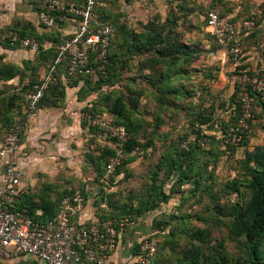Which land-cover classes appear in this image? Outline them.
Instances as JSON below:
<instances>
[{
  "label": "rangeland",
  "instance_id": "obj_1",
  "mask_svg": "<svg viewBox=\"0 0 264 264\" xmlns=\"http://www.w3.org/2000/svg\"><path fill=\"white\" fill-rule=\"evenodd\" d=\"M28 1L27 5L32 4V0ZM233 1L104 0L99 10L105 12L113 24H123L126 31V35L120 38V43L123 44L124 40L125 43L114 75L118 78L113 80L114 89L116 95L124 97L126 106H132L134 101L136 108L131 120L138 126L137 138L143 146L149 141L152 146L147 149L142 146L130 155L123 153V162L126 161L124 167L114 173L108 184H100L97 169L103 168L104 161L98 160L102 150L111 148L114 152L124 142H112L108 129L90 126L80 118L84 106L81 100L89 92L78 91L75 97L79 103L75 105L76 108L73 107L75 118L71 120V131L61 137V145L55 148L54 159H48L46 152H38L42 168L36 173L38 184L34 192H44L49 187L53 201H59L66 190L83 192L85 208L94 215V219H100L104 214L113 215L114 220L129 222L124 232L133 236L135 244L145 239L156 241L157 253L151 264H178L192 244L200 246L203 242L206 248L214 247L213 250L205 249L211 259H217L218 254L232 260L240 256L245 258L238 246L240 241H234L229 236V218L223 216L231 203L245 205L249 200L250 193L244 186L237 193L226 188V185L245 179L243 161L247 154L264 148V106L261 100L247 97L245 92L249 84L241 80L243 75L250 79L264 75V0L255 1L258 5H251L249 0ZM183 3L187 10H178ZM236 7L239 9L235 21L229 16ZM211 10H216L222 19L233 23L243 19L236 24L253 17L255 26L241 40V55L238 58L218 49L207 32L206 13ZM172 20L174 24L170 25ZM149 24L172 31L178 43H184L194 51L188 65L190 76L185 83L191 96L181 103L199 110L203 106L213 112L211 123L201 127L202 134L207 137L201 145L202 149L197 151L193 170H187L192 178L202 175L199 184L194 179L182 185L178 183L185 165L168 177L167 168L161 167L164 153L177 146L189 148L194 136L189 126L192 123L189 111H162L157 94L151 91L146 80L148 72L140 67V60L151 57V52L134 56L128 50L132 41L130 36L144 33L145 26ZM14 25L0 29V63L6 62L18 68L20 78H17L24 80L22 84L27 86L30 78L40 79L51 64L37 61L38 52L35 60H31L28 54L22 56L19 53L18 46L7 50L9 46L4 38L10 37ZM12 35L14 41L16 34ZM50 46V41L44 42V48ZM245 58L247 61H244ZM19 81L15 79L8 84L0 82L2 112H5L11 96L19 95L24 100L27 92L21 91ZM233 99L241 105L244 121L238 125L242 128L240 132L247 135L246 144L241 146L240 138L232 133L234 127L228 129L230 138L222 133L223 124L229 123L236 109ZM54 100H57L56 97ZM57 102L60 108L66 106L64 99L59 98ZM25 106L19 107L21 110L17 108L20 111L15 116L22 118ZM100 107L98 110L103 112L102 117L112 125L115 117L106 112V107ZM157 117L162 120L159 125L156 123ZM5 137L4 134L1 142ZM194 236L198 238L194 239ZM132 246L139 251V246ZM261 254L264 257V251Z\"/></svg>",
  "mask_w": 264,
  "mask_h": 264
},
{
  "label": "trees",
  "instance_id": "obj_2",
  "mask_svg": "<svg viewBox=\"0 0 264 264\" xmlns=\"http://www.w3.org/2000/svg\"><path fill=\"white\" fill-rule=\"evenodd\" d=\"M65 4H73L77 7H83L87 0H61ZM95 7L94 20L98 22H106L112 29V35L110 38V45L107 53V62L103 71L99 73V80L96 83L89 82L86 77H80L77 80L70 78L66 73V62L64 61L58 68L57 83L50 85L45 93V97L42 100L40 106L48 105L51 107H58V100L64 99L65 97V86L78 87L79 92L88 91L87 96L81 100L83 103L82 111L88 112L93 116H102L103 112L98 109L100 106L106 107V112L110 113L111 116L115 117V122L112 125L123 126L127 131V140L122 144V151L125 155H130L136 149H139L143 145L137 138L138 126L131 120L133 109L136 108L134 101L132 100V106H126V102L123 96L116 95L113 80L116 73L117 64L120 63V56L123 53V44L125 40L120 43V38L126 35L125 27L123 24H118L110 21L105 12L99 10L100 4L104 0H100ZM178 10L186 11L187 6L182 4ZM208 13V12H207ZM206 13V16H207ZM175 18V17H174ZM71 20L60 21L56 19L53 28L49 29L48 32L38 34L35 31L34 26L23 21H17L11 33L16 34V40L13 41V35L4 38V41L9 47L20 46L19 40L21 39H35L38 42V56L37 61L41 62H52L57 56L58 47L61 42L67 38L63 35L61 29L70 22ZM23 22V23H21ZM206 23V22H205ZM174 24V20L170 25ZM144 33L133 34L130 36L131 40L128 50L134 55L138 56L145 55L151 52V57L140 60V67L142 70L148 72L146 80L151 86V91L155 92L159 99V106L162 111L172 110L176 113L177 111L188 112L191 122L189 126L192 128L193 141L189 143V148H178L175 147L173 150L169 149L167 153L163 154L161 167L167 168L166 175L170 176L180 166L185 165V169L179 175L178 183H183L194 179L196 184L202 182V175L199 177H191L187 174V170H193V163L196 159L197 151H200L201 145L205 143L207 136L202 134L201 127L207 126L212 121V111L209 108L201 109L185 106L181 103L185 99L191 96L190 91L186 88V80H188L190 73L188 65L194 55L193 50H189L187 45L181 42H177L172 34V31L154 28L152 24L145 26ZM168 32V33H167ZM165 33V35H163ZM8 35V33H7ZM129 36V35H128ZM126 39V38H125ZM179 39V38H178ZM50 41L51 46L44 48V42ZM217 46V44L215 43ZM218 49H220L217 46ZM121 51V52H120ZM37 55V54H36ZM135 56V55H134ZM18 68L13 65L0 63V82H7L18 74ZM24 80L20 79L22 86L21 91H31L32 86L38 81V79L30 78L27 86L22 84ZM194 88V87H193ZM26 94V96H27ZM249 94L254 95L250 89ZM26 96L23 97L11 96L9 102L6 104L5 112L0 109V143L3 135L7 136L9 128L13 125L15 113L24 108L26 104ZM56 97L57 100H54ZM21 103H18V102ZM260 101V100H259ZM233 104L236 105L233 115H231L228 124H223L222 133L224 136L230 138L228 134L229 127H234L233 134L235 133L240 138V146L246 144L245 133L236 130V125L239 119L242 118L241 105L233 99ZM24 105V106H23ZM264 106V103L262 102ZM98 106V107H97ZM21 107V108H19ZM17 108H19L17 110ZM17 110V111H16ZM160 118H156V123L159 125ZM6 138V137H5ZM4 138V139H5ZM112 142L115 140L111 139ZM152 146V142L149 141L143 147L145 149ZM231 149L233 147L228 146ZM172 150V151H171ZM172 152V154H171ZM114 152L111 148H105L102 150L98 160H103V168L97 169V176L100 177L105 173L106 166L113 156ZM126 164L124 161L116 170L115 174L118 173ZM243 169L246 173V178L243 180H234L233 182L226 185V188H230L233 192L239 193L240 187L244 186L250 193V198L241 205L240 203H231V206L227 211H224V216L229 218L230 238L234 241H240L238 246L240 250L245 254V258L242 256L232 260L228 259L225 255H219L217 259H211L208 257V251L205 249L213 250V246L206 248V244L198 246L192 244L183 255L182 259L178 264H264V257L261 254L264 251V148H257L253 152L247 154L243 161ZM159 167V166H158ZM232 185V187H230ZM50 188H46L44 192L35 193L28 192L23 195L16 203V209L19 212L25 211L26 214L35 222L45 223L51 220L59 211L61 200L68 195L76 193L74 190L65 192L64 196L59 201H53L50 197ZM100 192L104 193L103 190ZM85 199L83 192H79ZM40 210L41 214L37 215L36 211ZM115 216L104 214L98 222L114 220ZM91 224V223H90ZM195 235V234H194ZM194 236V239H197ZM200 239V238H199ZM204 247V248H203ZM217 249H214L216 251ZM157 253V252H156ZM156 255V254H155Z\"/></svg>",
  "mask_w": 264,
  "mask_h": 264
},
{
  "label": "built area",
  "instance_id": "obj_3",
  "mask_svg": "<svg viewBox=\"0 0 264 264\" xmlns=\"http://www.w3.org/2000/svg\"><path fill=\"white\" fill-rule=\"evenodd\" d=\"M32 2L37 7L40 24L45 29L53 28L56 19L76 22V29L61 42L56 58L32 86L25 99L23 117H14L13 125L0 146V161L3 162V181L0 184V260L7 257L8 248H12L14 255L27 256L42 264H108L118 249L120 234L130 224L127 220L80 221L78 217L85 208V199L79 192L65 196L60 202L58 213L45 223L35 222L25 211L15 210L18 200L29 192L22 184L24 173L18 163L26 119L37 116L48 87L57 83L58 68L64 61L70 78L77 80L86 77L89 82L96 83L99 73L105 68L112 35V29L106 22L94 20L93 11L98 0H87L83 7L65 4L61 0ZM254 26L252 16L242 24L222 19L216 10L209 11L206 16L207 32L220 49L234 58L241 55V40L252 32ZM19 44L34 53L38 50V43L33 39H21ZM248 76L252 77L249 73ZM241 80L249 84L245 92L247 97L264 103V75L252 79L243 75ZM249 89L254 95L249 94ZM80 118L90 126L108 129L116 142L127 140V131L123 126H113L102 116L82 111ZM242 121L243 117L238 121L236 132L242 130L238 126ZM123 159L121 146L114 150L105 173L99 177L100 184L110 182ZM138 246L133 264H151L157 252L156 241L145 239Z\"/></svg>",
  "mask_w": 264,
  "mask_h": 264
},
{
  "label": "crops",
  "instance_id": "obj_4",
  "mask_svg": "<svg viewBox=\"0 0 264 264\" xmlns=\"http://www.w3.org/2000/svg\"><path fill=\"white\" fill-rule=\"evenodd\" d=\"M26 1L28 0H0V29L4 27H9L10 24H15L17 21L26 20L25 21L26 23H29L32 26H34L35 31L38 34H42L44 32L49 31V29H45L40 24L36 5L33 2L32 4L27 5ZM236 1L239 2L240 0H234L233 2ZM255 1L257 0H249L248 3L253 5L256 3ZM256 5L258 4L256 3ZM231 6H233V4H231ZM238 9L239 7H236L235 11L233 9L231 10L232 12H230L229 17L232 20L235 19L236 21L238 15L237 14ZM241 21L238 20L236 23L238 22L240 23ZM75 29H76V22L70 21L67 22V24H65V26L61 29V32L63 33V35H66L68 37L70 34L74 33ZM20 47L21 46H18L17 48H19L18 51L19 53H21L22 56H25L24 53H26V55L28 54V56L31 57L29 59L35 60L36 53L34 54V52H31L29 50L26 51V49L23 50V48ZM11 49H13V47L7 48V50L9 51ZM244 61H247V58H245ZM17 77H15L10 81L1 82V83L8 84L14 81L15 79H18L19 81L20 77L19 78ZM79 89L80 88L78 87H69L66 85L65 97H64L66 106L62 108H60L59 106L58 107H51L48 105L40 106L38 109L37 116L32 119H26L25 121V131L21 139L22 142H21V149L18 154V163L24 173L22 184L29 190V192H34V189L38 184L36 173L40 171V169L42 168V164H40L42 162H39L42 161V159L39 157L38 152H46L45 154L46 156H48V159L50 160L54 159L53 155L55 154L54 153L55 148L58 147V145H61V141H62L61 137L65 136L71 131V126H72L71 120L75 118V113H74L75 110H73V107L76 108V106L79 103L77 97H75L76 95L75 93L78 92ZM2 143L3 142L0 143V146L2 145ZM46 159L47 158H45V160ZM2 181H3V162L0 161V184ZM36 214L40 215L41 211L37 210ZM78 219L84 222L95 221L94 215H92V213L86 210V208H84L83 212L79 215ZM132 238L133 236L130 235V233L122 232L120 234L118 249L111 256L108 264L134 263L135 255L138 253V250L136 249L135 245L138 246V244H135ZM132 245H134L135 247H133ZM7 253L8 256L1 259L0 264H42L38 260H35L27 256L14 255L12 248H8Z\"/></svg>",
  "mask_w": 264,
  "mask_h": 264
}]
</instances>
